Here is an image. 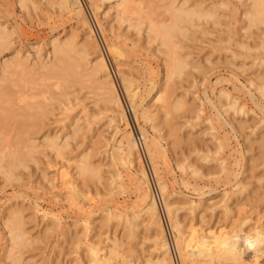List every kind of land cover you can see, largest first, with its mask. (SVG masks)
Wrapping results in <instances>:
<instances>
[{"label": "rangeland", "instance_id": "rangeland-1", "mask_svg": "<svg viewBox=\"0 0 264 264\" xmlns=\"http://www.w3.org/2000/svg\"><path fill=\"white\" fill-rule=\"evenodd\" d=\"M94 1L99 6L96 14H93L91 8V2ZM57 2L58 0H0V32L4 31L6 36L8 35L7 45H4L6 48L3 47L0 51V78L3 77L0 79V87H10L9 84H13L11 88L24 95L23 102L16 100L18 102L16 103L15 101L18 116L21 112L20 107H23L24 104L41 108L34 110L35 115L37 113L35 122L40 128L28 124L25 126L26 128L18 130L17 127H14L15 125H11L14 122L11 123L12 120H9L10 124L4 125L2 132L0 131V149L2 145L6 144L3 143L4 138L8 136L9 139H13V136L16 135V137L21 136L20 138L25 143L31 140L33 144L37 145L33 152L29 153L30 157L27 156L25 162L23 161V166L13 170L14 178L6 179L0 173V264H10V256L17 252L20 254V261L14 264H77V259H82L84 264L87 263L82 247L76 250L73 243L74 237H71L72 232L75 233V231L80 236L79 228L76 225L81 214L79 215L80 212H77L76 206L68 201L64 191L60 189V170H64L69 176L73 175L78 187H81V190L86 193L83 203H85L84 209L90 212L89 221L92 230L90 235L93 236L90 237L93 240L102 241L100 245L104 246L106 250L111 249L113 245L117 249L106 264H144L151 257L154 253L152 231H147L143 225L142 227L140 225L136 230L135 239L130 240L123 224L117 223L116 220L105 221L103 218L109 209L114 210L115 205L131 206L136 200V172L134 169L128 172L117 164L116 158L110 161L112 159L110 157H113L111 152L113 153L114 139L118 140L120 135L127 130L132 131V134L138 133V125L143 126L148 131L150 138L154 137L159 140L162 147L166 149L164 156L156 158L157 168L155 171L153 166L151 167L144 145L142 143L138 145L140 163L149 178L162 225L171 246V257L174 264L181 263L172 242L173 234L161 202V192L157 186L158 178H161L160 180L166 184L167 191L176 193L172 202L179 201L180 205L178 206L180 207L183 202L187 201L219 200L224 190H231L235 183H239L237 188H244L242 189L243 193L236 194L238 196L235 195L234 198L243 199L247 194L250 197L247 196L248 198L244 201L247 203L241 205L243 213L239 212L240 217L243 215L241 218H246L243 227L247 228L252 223L254 225L255 220L257 223L259 221V225L263 223L264 227V97L259 98L260 96L255 92L253 86L249 85L251 81L264 84V65L258 67L257 60L253 61L264 55V50L253 49L259 43L256 34L261 33L264 26L260 25L257 29L249 30L250 33H247L251 34V37L247 36L246 32L240 28L244 24L243 12L251 0H133L131 7L137 10L136 12H141L142 15L155 22L168 19L169 14L165 8L171 2L173 6L180 4L188 8L197 6L198 8L211 9L214 13L212 20L199 21L197 23L199 26L189 28L187 32L174 40L179 43L178 45H181V48L183 47L182 53H180L186 56V60L190 64L184 69L181 78L179 76L174 78L172 83L169 82L170 88L168 87L167 92L170 94V101L182 96L186 106L183 108L184 110L172 112L164 119L162 110H157L158 103L154 101L157 95L156 90L164 82V60L163 54L160 53L164 48L158 42H151V39H148L150 42L147 43L145 38L146 20L141 31L136 33L133 29L128 28L125 22L119 21L117 10L120 5L116 4V0L104 2L80 0L88 24L93 30V39H96L94 40L97 42L98 48L101 49V52L103 51L124 107L127 109L130 108V105L121 89L114 62L105 50L106 42L116 41L121 44L124 50L123 60L127 65L123 67L135 73L134 84L138 88L140 97L145 96V86H147L145 82L148 78H151L155 83L156 89L145 101L153 118H156L153 122L155 129L151 128L149 121L143 122L140 118L134 120L130 110L126 111L128 124L117 121L110 122V118L115 117V114L109 109L105 98L98 93L99 91L95 89L93 83L87 80L88 78L74 77L73 69L66 76L56 72L52 66L55 63L51 40L56 38L63 41L73 36L75 43L79 46L86 31L77 16L60 11ZM236 41L244 42L252 49L245 51L236 45ZM224 48H228V50ZM232 52L237 56H233ZM89 53L88 58L91 60L94 54L91 49ZM74 54L71 56L73 61L76 58V56L74 58ZM16 56L21 59L25 58L24 70L20 68L14 70L9 67L16 62ZM42 64L47 65L46 68H48H40ZM85 66L88 67L89 64L83 65V68ZM193 66L196 68L194 69ZM8 68L10 69L7 70ZM50 68H53L54 71L50 72ZM73 73L76 74L75 71ZM260 73L263 78L260 77L258 81L255 76ZM61 74L64 76V80ZM24 83L26 84L24 85ZM221 89L228 94L230 99L225 97L217 99L218 91ZM58 93L62 96H59ZM231 99H234L235 106L228 109L226 107ZM209 102L214 104L211 105ZM255 102L258 103V106ZM237 107L242 108L244 113L235 112ZM197 109L201 110L200 114H197ZM44 110H47V113ZM22 114L24 115L25 112ZM18 116L17 118L20 119ZM73 119H79V128L74 133L73 127L70 125ZM208 119L210 122L207 121ZM117 124L119 128L115 130L114 126ZM231 125L234 129L231 128ZM20 131L22 134H19ZM54 133L58 137L59 145H65L62 146L63 148L60 146V156L54 150L43 145L44 137ZM214 137L218 139L226 137L224 148L219 153H213L216 150ZM23 142L16 147L21 152H28V148L24 147ZM11 144L14 146V143ZM5 149L3 152L7 150ZM80 157L82 159L87 157L92 165L99 167V178L77 174L75 165L82 160ZM6 158L4 157L1 162L3 167L5 166L4 161H8ZM220 160L223 161L224 170H221ZM187 163L198 170L195 175L191 173L190 168L186 167ZM180 164H183L184 170L180 169ZM115 172L121 173L120 179L111 177ZM225 174L230 176L226 177ZM235 174H237L236 178ZM110 191L111 194H109ZM254 196L255 198L251 199ZM111 198L112 200H110ZM234 198L233 200H235ZM34 204L56 213L60 219V225L54 228L47 227L46 219L33 214ZM233 207L234 214H237L238 207H234V209ZM13 208H18L20 216L22 215L23 229L26 232L29 245L15 247L9 251L8 233L3 221L7 211ZM179 209L178 217L184 223L190 218V215L184 208ZM216 211L215 209L214 213L216 214H213L214 217H211L210 222L216 221V218L223 221L219 209ZM218 214L221 216L218 217ZM256 216L258 217L256 218ZM209 218V216L205 218V222H208ZM221 221L219 220L218 224ZM244 254L251 255L248 251Z\"/></svg>", "mask_w": 264, "mask_h": 264}, {"label": "bare ground", "instance_id": "bare-ground-1", "mask_svg": "<svg viewBox=\"0 0 264 264\" xmlns=\"http://www.w3.org/2000/svg\"><path fill=\"white\" fill-rule=\"evenodd\" d=\"M97 1L104 2V1H110V0H97ZM132 2H133V0H116V4L120 5V8L117 10V15H118L119 21L125 22L128 28H131L134 31H136V33H139L141 31L142 25L144 24V21L146 20L145 21V24H146L145 25L146 26L145 38L147 39V43L150 41L151 42H158V44L164 48L163 51L160 50L161 51L160 53L163 54V60H164V78H163L164 82H163V84H161L159 86L160 88L156 90L157 95H156L155 100H154V101H156V103H158L157 110H162L163 115H164V117H162V118L164 119V118L170 116L172 112H176L180 109L182 110L186 106L185 105L186 102L183 100L182 96H180V97L178 96L177 99L175 98V99H172L170 101V99H169L170 94H169V92H167L168 87H169V82L171 81V83H172V80L174 78H178L179 76L181 78V75L183 74L184 69L187 66H189V64H190L187 62L186 56H184V54H181L182 53L181 49L183 47L181 48V45H178L179 43H177L174 40H177L176 38L178 36H181V35H183V33L187 32L189 28L199 26V24H197L199 21L212 20L214 13L211 9L198 8L197 6H194L192 8L185 7L183 4L173 6V3L171 2V4L168 5L169 8L168 7L165 8V11L169 14L168 19L166 21L163 20V21L155 22V21L149 19L147 16L142 15L141 12H136L137 10H134L131 7ZM55 5H56V3H55ZM57 7L60 11H62V12L64 11V13L77 16V18L81 21V24L86 29V31L84 32L85 37L83 38V41L81 42V44L79 46L77 43H75L76 42V41H74L75 37H73V36H71L70 38L65 39L63 41L56 39V38L51 40L53 60L55 63L52 66L54 67L56 72L58 71V72H60L66 76V74H69V72H72L74 70L75 73L77 74V76H76V74H74L73 73L74 71H73L72 74L74 75V77L80 78V76H81L82 78H84V77L86 79L88 78L87 80H89V82L91 81V83H93V85L95 86V89L97 91H99L98 93L101 96H103V98H105V101H106L109 109L115 114V117L110 118V122L117 121V122H125L128 124L129 120H128V117L126 116V111L129 112V110H130V112H132V116H133L134 120L137 118L138 119L140 118L143 122L149 121V122H151V128L155 129V124L153 122H154V119H156V118H153V116L151 114V110H149V108L147 107L148 105L147 106L145 105L146 98L148 96H150L151 93L156 89V85L154 82H152V79L151 78L147 79V82H145V84L147 83L146 84L147 86H145L146 89L144 88L145 89V96L143 94L144 97H140V95L138 94V88L135 86L136 84H134L136 81V79H135L136 75L134 76L135 73L132 70L125 69L123 67V66H127V65H126V62L123 60V51L124 50L122 49L121 44L116 42V41H108L105 43V45H104L105 50H106L107 54L109 55V57L114 62V67L116 68V71L118 72L117 74L119 76L118 78L120 80L121 89L127 98L128 104L130 105L129 106L130 108L126 109L124 107L122 101H121L120 94L118 93L119 91L117 90L115 82H114L112 75H111V70L109 69V66H108V64L104 58L103 53H102L103 51L101 52V49L98 48L99 46H98L97 42L95 41L96 39L95 38H94L95 40L93 39L94 33H93V30L91 29L90 25L88 24V21H87L85 14H84L80 0H58ZM91 8H92L93 14L98 13L99 6H98L97 2H95V1L91 2ZM156 9H158V8H156ZM133 14H135L134 18H133ZM151 14H152V11H151ZM149 15H150V13H149ZM243 18H244V24L240 28L246 32L247 36L250 35L249 37H251V34H248V33H250V32H248L249 30H251L252 28L257 29L260 25L264 26V0H251L249 6L243 12ZM99 26H101L100 23H99ZM262 30H261V33L256 34V38L258 39L259 43H257V45H255L256 47L254 46V48H253L254 50H264V29H262ZM7 36H6L4 31L0 32V51H1V48L5 47L7 45V42H6ZM148 39H151V40L149 41ZM236 45L238 47L244 49L245 51H247V50L249 51L250 49H252V48H250V46L248 44H245L244 42L236 41ZM90 49L92 50V52L94 54V56L91 60H89V58H88L90 55V53H89ZM224 49L228 50V48H224ZM157 51H159V50H157ZM72 54H74V58L76 56L75 61H73V57H71ZM232 55L237 56V55H235L234 52H232ZM16 59L17 60H16V62H14V65L13 66L11 65L9 67L13 68L14 70H15V68H20L21 70H24L25 69V67H24L25 66V58L21 59V58L17 57ZM256 60L258 62L257 63L258 67L264 65V55L262 57L254 59L253 61L255 62ZM10 64H12V63H10ZM88 64H89L88 67L85 66L83 68V65H88ZM46 66L47 65L42 64L40 68L45 69ZM10 68H8L7 70H9ZM193 68L195 69L196 67L193 66ZM54 69L50 68L49 71L50 72L54 71ZM45 75H47V74H45ZM261 75H262V73L257 74L255 76V79L258 80L260 77H262ZM2 76H4V75H2ZM2 78H0V79H2ZM62 79L64 80V76ZM62 79H60V80H62ZM42 80L44 81V79H42ZM26 83H24V85ZM68 83H70V82H68ZM63 84H65V83H63ZM9 85H10V87H3V88L0 87V131L2 132L3 127H5L4 125H6L8 123L10 124L9 120L10 121L12 120L11 123L14 122L11 125H13V126L15 125L14 127H17L18 130H20L23 127L26 128L25 126H27L28 124L31 126L33 125V127H38L37 126L38 123L35 122L37 113L35 115L34 110H37L36 108L41 109L40 106H37L36 108H34L35 106L31 107L30 104H26V105L24 104L23 107L19 106L23 110L22 111L20 108H18L21 111V112H19L20 115L24 112H25V114L18 116V110H16L17 109L16 103H18L17 101L23 102V100H24L23 96L24 95L21 92L14 91V89L11 88V86L13 84L12 85L9 84ZM249 85L253 86L255 92H257L258 95L260 96L259 98L264 97V84H262V82L261 83H259V82L253 83L251 81V82H249ZM80 86H83V85H80ZM40 90H41V88H40ZM51 91H53V90H51ZM59 92H61V91H59ZM58 95H59V93H58ZM59 96H62V95H59ZM250 96H252V95H250ZM253 96H254V93H253ZM221 97L229 98L228 94L222 89L218 91L217 99L219 100ZM46 99H48V98L46 97ZM53 99H54V97H53ZM100 99H102V98H100ZM15 101H16V103H15ZM57 101H59V100H57ZM208 101H210V100H208ZM209 103H211V105L214 104L212 102H209ZM256 105L258 106V103H256ZM233 106H235V101H234V99H231L228 102L226 108L231 109ZM45 111L47 113V110H44V112ZM234 111H235V109H234ZM196 112H197V114H200L201 110L197 109ZM235 112H238L240 114L244 113L242 111V108H238V107L236 108ZM33 113H34V115H33ZM17 116L20 119H18ZM40 118H41V116H40ZM207 121L210 122V119H208ZM78 122H79V119H73V121L70 123V125H72V127H73V130H72L73 133L76 132V130H78V128H79ZM38 128H40V127H38ZM118 128H119L118 124L114 126L115 130H117ZM231 128L234 129L233 125H231ZM12 130H14V129L12 128ZM137 130H138V133H136V134H132V131H130V130L124 131L123 134L120 135V138L118 140L114 139V142L112 145L113 153L111 152L113 157L112 156L110 157V158H112L110 161H112L114 158H116V160L118 161L117 164H119V166H122L128 172L133 170V169L136 172V178H135V184H136L135 189H136V193H137L136 200L131 204V206H124L123 207V206L115 205L114 210L113 209L112 210L107 209L108 211L104 214V217L103 216L102 217L105 218V221L106 220L107 221L116 220L117 223L119 222V223L123 224L127 230V233H128L127 236L129 237L130 240L135 239L136 230L139 228L140 225H141V227L143 225V227H145L147 229V231L149 230V231L153 232L154 238L152 240V245H153L154 253L151 255V257L148 260L145 261L144 264H174L173 259L171 257V246L169 245L170 243H168L166 233H165L163 225H162L161 216L158 212L157 202L155 200V197H154L152 190H151V187H150L149 178L146 174V171H145L143 165L140 163L141 158H140V155L138 152V145H139V143H142V145H144V149L146 151V154L149 157L151 167L153 166L152 168L155 169V171L157 168L156 167V161H157L156 158H159L160 156H164V154L166 153V149L162 147L159 140L154 139V137L150 138L148 131L143 126L138 125ZM4 132H6V131H4ZM27 133H29V132L27 131ZM19 134H22V132L20 131ZM25 135L27 136V134H25ZM16 136H13L14 137L13 139H9L10 137L8 138V136H7V138L3 137L4 138L3 143H6V144L2 145L1 146L2 148L0 149V173L3 174V176L6 179L14 178L13 170H15L16 167L23 166L22 165L23 161L25 159H27L28 157H30L29 153L33 152L34 148L37 147V145H35L31 142V140H30V142L27 141L25 143L22 141L23 139L20 138L21 136H18V137H16ZM71 136H73V135H71ZM211 137H213V136H211ZM225 138H223V139L215 138L216 139V146H215L216 150L213 153H217V152L219 153V151H221L224 148V144L226 142ZM66 139H67V137L65 138V140ZM12 140H14L13 142H11V143H14V146L10 143V141H12ZM57 140H58V137L56 136L55 133L53 135L47 134L44 137L43 145L54 150L56 154H59L61 147L65 146V145H63V144L59 145ZM21 142H23L24 147L26 146L28 148L27 149L28 152H25V151L21 152V150L19 151V148L16 147L17 145L20 146ZM10 146L13 148H11ZM8 147H10V148H8ZM3 148L7 149V150L5 149L6 150L5 152L6 153L8 152L7 154L5 152H3L4 151ZM192 150L194 151V149H192ZM3 153L5 155H7L4 157L8 158V161H6V162L4 161V164H5L4 167H3V164L1 163L3 158H4L2 156V155H4ZM60 154H59V156H60ZM201 154H203V153H201ZM205 157L206 156H204V158ZM80 158L82 159V157H80ZM87 159L88 158L85 157L82 160H80L79 163H77V164L75 163L76 164L75 169H76L77 174L82 175V176L89 175V176L94 177V178L96 177V179L99 178L100 177V176H98V174H99L98 171H100V169H98L99 167L92 165ZM200 159H201V157H200ZM217 161H219V160H217ZM222 162L223 161L220 160L219 164H221ZM73 165H74V163H73ZM182 165L180 166V169L184 170L185 167ZM223 166L224 165L222 163L221 170H224ZM186 167L190 168L191 173L194 175L198 171L190 163H187ZM185 171H187V170H185ZM213 171L215 172V170H213ZM226 172L228 173L229 171H226ZM221 173H223V172H221ZM237 174H238V172H237ZM237 174L234 175L235 178L237 177ZM72 176L73 175L69 176L68 173L65 172L64 170L59 171L60 189H62L64 191V193L66 194L65 197H67L68 201L71 202L74 206H76L77 212L78 213L80 212L79 215L81 214V217L79 219H77V225H76L79 228L80 236L78 235V233L76 231H75V233L72 232V235H71V237H74L73 243H74L75 249L77 250V248L82 247V250L86 254V259H87L86 260L87 263L85 261L86 264H106V262L111 257H113L114 252H116L117 249H116L115 245H113V247L111 249L106 250L104 246L100 245V242H102V241L99 242V241H96V239L93 240L90 237V236H92V234L90 235V232L92 231L91 226H90L91 222L89 221L90 220V212L86 211L84 209L85 203H83V201L86 198L85 197L86 193L83 190H81V187L80 188L78 187V183L74 179L75 177L73 178ZM228 176H230V175L228 174ZM228 176L226 175V177H228ZM111 177L120 179L121 173L115 172L111 175ZM157 178H158V176H157ZM160 179L161 178H158L157 186H158V190L161 192V202H162V205L164 207L163 209L165 211V214L167 215V218H168L169 228L173 234V241L172 242L174 243L173 245H174L175 250L177 251L179 262L181 264H264V227L262 225L263 223L261 225H259L258 224L259 221L257 223V220H255L256 223L254 225H253V223L252 224L248 223L249 226H247V228L243 227L246 218H241L243 215L240 217L239 212L243 209L241 207V205H244V203H247L244 201L249 196L247 194L248 197L244 196L243 199H235L234 198L236 194H238L240 192H241V194L243 193L242 189H244V188H241V189L237 188L239 186L238 185L239 183L234 182L235 184L234 185L232 184L233 188L231 190H228V191L224 190V192L222 191L223 194L219 200L207 201V199H205V201L204 200H198L197 202L187 201V202H183V203L180 201L182 203L181 207H180V206H178V205H180V204H178L179 201L174 200L172 202L173 196L176 193H174L172 191H167L166 184ZM91 181H92V179H91ZM243 187H245V186H243ZM246 192H248V191H246ZM106 194H108V193H106ZM109 194H111V191ZM201 196H203V195H201ZM236 196H238V195H236ZM233 198L235 200H233ZM252 198H255V196L251 197V199ZM110 200H112V198ZM258 200H260V199H258ZM232 205H235L234 206L235 208L238 207L237 208V214L236 213L234 214V212H233L234 210H232V207H233ZM234 207H233V209H234ZM179 208H184L185 210H187L188 215H190V218L187 221H185L184 223H182L178 217V212H180ZM215 209L217 211L219 209V213L222 215L223 221H221V219H219V218H216L217 219L216 221L210 222L211 217L212 216L214 217V215L216 214V213H214ZM19 212L20 211H18V208H13L11 210L9 209L7 211L5 217H4L3 222H4V226L7 229V233H8V241H9V249L8 250L9 251L14 249L15 247H21V246L24 247L25 245L27 246V244H28L26 232L23 229V222H22V218H21L22 215L20 216ZM78 213H76V214H78ZM33 214L39 215L43 219H46L48 221V222L46 221L47 227H50V228L53 227L54 228V227H58L60 225V219L58 218V215L56 213L42 209L37 204L33 205ZM220 214H218V217L221 216ZM188 215H187V217H188ZM206 216L210 217L208 222H205V220H204L205 218H207ZM257 217L258 216H256V218ZM99 218H101V217H99ZM247 219H249V218H247ZM219 220L221 221L220 224H218ZM96 238H97V236H96ZM246 251L251 253V255H245L244 253ZM10 259H11L10 264H14L15 262L16 263L19 262L20 261L19 252H17L14 255H11ZM8 261H9V259H8ZM11 261H12V263H11ZM77 264H84V262L82 259H77ZM132 264H135V263H132Z\"/></svg>", "mask_w": 264, "mask_h": 264}]
</instances>
